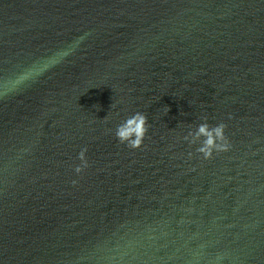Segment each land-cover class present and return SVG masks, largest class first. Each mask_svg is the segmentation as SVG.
I'll return each instance as SVG.
<instances>
[{"label":"water","instance_id":"water-1","mask_svg":"<svg viewBox=\"0 0 264 264\" xmlns=\"http://www.w3.org/2000/svg\"><path fill=\"white\" fill-rule=\"evenodd\" d=\"M0 264H264V0H0Z\"/></svg>","mask_w":264,"mask_h":264},{"label":"clouds","instance_id":"clouds-1","mask_svg":"<svg viewBox=\"0 0 264 264\" xmlns=\"http://www.w3.org/2000/svg\"><path fill=\"white\" fill-rule=\"evenodd\" d=\"M78 39L82 41L83 37H79ZM74 52L75 49H64L58 54L67 57L74 54ZM106 118L107 116L104 117L103 120H106ZM229 118H231V116ZM201 120L202 122L196 126V130L194 132L189 131L183 139L187 141L190 146L200 141V145L195 149V152L201 154L204 159H211L214 152L228 151L231 148V144L225 135L227 125L220 122L210 126L207 116H203ZM149 127L150 123L148 117L143 112L137 111L117 125L114 135L117 141L127 148L133 150L140 149ZM201 138L203 139L201 140ZM86 152L87 148L84 147L81 148L77 154V159L80 161V164L76 165L73 169L76 174H80L89 166ZM188 155L191 158L192 153L189 152ZM72 183L75 184L76 181L73 180Z\"/></svg>","mask_w":264,"mask_h":264}]
</instances>
